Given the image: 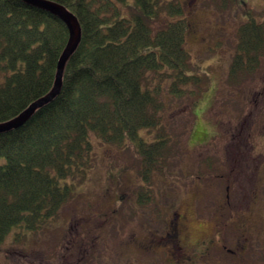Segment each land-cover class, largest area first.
I'll list each match as a JSON object with an SVG mask.
<instances>
[{
	"label": "trees",
	"instance_id": "obj_1",
	"mask_svg": "<svg viewBox=\"0 0 264 264\" xmlns=\"http://www.w3.org/2000/svg\"><path fill=\"white\" fill-rule=\"evenodd\" d=\"M55 1L77 16L80 41L59 92L22 125L0 131V243L13 227L53 219L93 166L94 140H128L145 177L169 165L171 110L192 113L190 97L207 80L191 69L181 0H136L131 17L119 15L116 1L124 0ZM236 37L231 83L257 70L264 21L249 17ZM66 39L65 24L48 11L0 0V122L51 88Z\"/></svg>",
	"mask_w": 264,
	"mask_h": 264
},
{
	"label": "rangeland",
	"instance_id": "obj_2",
	"mask_svg": "<svg viewBox=\"0 0 264 264\" xmlns=\"http://www.w3.org/2000/svg\"><path fill=\"white\" fill-rule=\"evenodd\" d=\"M181 2L191 69L207 80L190 97L192 113L171 110L169 165L145 177L128 140H94L86 179L45 225L13 227L0 243V264H167L162 252L139 241L153 236H145L144 223L163 232L170 209L183 215L182 241L200 249L212 237L231 242L240 223L246 236L264 237L258 212L264 208V48L257 70L228 82L237 28L249 17L264 21V0ZM116 4L120 16L138 10L136 0ZM220 253L231 259L224 248Z\"/></svg>",
	"mask_w": 264,
	"mask_h": 264
},
{
	"label": "flooded vegetation",
	"instance_id": "obj_3",
	"mask_svg": "<svg viewBox=\"0 0 264 264\" xmlns=\"http://www.w3.org/2000/svg\"><path fill=\"white\" fill-rule=\"evenodd\" d=\"M169 211L161 227L163 232L160 234V232L158 233L155 230V227L153 229L150 224L146 225L144 223L145 227H148L147 232L149 233L145 234V236H153L139 241V244L144 248H148L149 252L152 250L162 252L166 256L165 261L167 264H198L199 256L202 259L206 256L203 259L205 264H264V237L246 236L247 226H244L243 223L237 226L238 235L231 242L227 243L222 237H212L200 249L197 248L199 245L191 242L186 244V242L182 241L180 224L183 215L176 209H170ZM163 212L160 211L161 217ZM258 212L260 213L259 216L263 218L259 223L264 226V208ZM223 248L228 252L227 254H231L230 260H226L225 257H220L221 254H225L220 253ZM215 250H219L220 252H216ZM157 259L158 257L154 258V260ZM144 262L148 264L149 260L144 259Z\"/></svg>",
	"mask_w": 264,
	"mask_h": 264
},
{
	"label": "water",
	"instance_id": "obj_4",
	"mask_svg": "<svg viewBox=\"0 0 264 264\" xmlns=\"http://www.w3.org/2000/svg\"><path fill=\"white\" fill-rule=\"evenodd\" d=\"M30 6H35L48 11L59 18L67 28V39L57 59L53 84L51 88L43 95L31 101L16 115L0 122V131L9 130L22 125L30 115L41 105L51 100L60 90L62 83V74L64 65L77 47L80 36L81 27L77 16L65 7L62 3L55 0H22Z\"/></svg>",
	"mask_w": 264,
	"mask_h": 264
}]
</instances>
